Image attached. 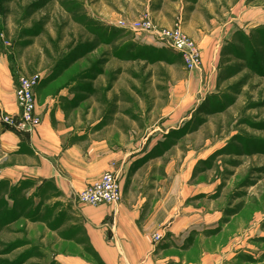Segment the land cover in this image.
<instances>
[{
	"label": "rangeland",
	"instance_id": "rangeland-1",
	"mask_svg": "<svg viewBox=\"0 0 264 264\" xmlns=\"http://www.w3.org/2000/svg\"><path fill=\"white\" fill-rule=\"evenodd\" d=\"M159 29H179L201 64L189 69ZM22 75L65 135L108 138L156 200L176 185L189 258L264 264V0H0V97ZM5 130L23 133L0 120V264H55V250L78 249L61 239L84 241L87 205L15 176Z\"/></svg>",
	"mask_w": 264,
	"mask_h": 264
},
{
	"label": "crops",
	"instance_id": "crops-1",
	"mask_svg": "<svg viewBox=\"0 0 264 264\" xmlns=\"http://www.w3.org/2000/svg\"><path fill=\"white\" fill-rule=\"evenodd\" d=\"M6 90L0 97V111L15 114L14 89ZM35 109L38 113L37 103ZM40 114L41 123L30 134L10 130L2 133L4 148L20 157L14 167L15 176L49 181L64 198H70L110 170L119 174L121 188V198L116 204L78 209L84 241L80 243L75 234L61 239L78 249L55 250L52 255L55 264H198L187 256L182 242L174 239L193 221L190 215L176 214V185L167 196L156 200L157 193L148 190V178L137 180L135 174L128 175L120 161L123 154L111 146L108 138L93 134L86 139L83 133L67 136L58 121H51L48 112ZM55 115L59 120L60 113ZM165 231L168 235L161 241L153 240L154 234L164 235Z\"/></svg>",
	"mask_w": 264,
	"mask_h": 264
},
{
	"label": "built area",
	"instance_id": "built-area-1",
	"mask_svg": "<svg viewBox=\"0 0 264 264\" xmlns=\"http://www.w3.org/2000/svg\"><path fill=\"white\" fill-rule=\"evenodd\" d=\"M120 25L124 23L120 22ZM141 28L148 29L150 23H137ZM157 38L168 48L177 52L184 64L189 68H197L201 64L198 50L193 42L184 36L179 29H159L156 30ZM36 76H19L15 88L16 106L18 112L14 115H2V123L11 126L18 132L31 133L40 124L39 118L35 113L34 88L37 84ZM76 198L79 203L91 207L104 204H116L121 198V188L118 176L110 170L104 171L98 180L88 184L77 192ZM159 233L153 235V240L158 241Z\"/></svg>",
	"mask_w": 264,
	"mask_h": 264
},
{
	"label": "trees",
	"instance_id": "trees-1",
	"mask_svg": "<svg viewBox=\"0 0 264 264\" xmlns=\"http://www.w3.org/2000/svg\"><path fill=\"white\" fill-rule=\"evenodd\" d=\"M180 56V55H179Z\"/></svg>",
	"mask_w": 264,
	"mask_h": 264
}]
</instances>
